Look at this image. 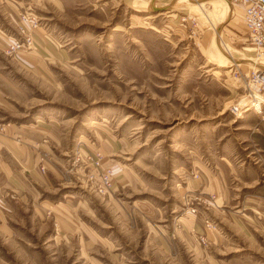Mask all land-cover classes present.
I'll return each instance as SVG.
<instances>
[{"label":"rangeland","instance_id":"rangeland-1","mask_svg":"<svg viewBox=\"0 0 264 264\" xmlns=\"http://www.w3.org/2000/svg\"><path fill=\"white\" fill-rule=\"evenodd\" d=\"M259 56L241 0H0V129L34 135L0 264H264Z\"/></svg>","mask_w":264,"mask_h":264},{"label":"crops","instance_id":"crops-1","mask_svg":"<svg viewBox=\"0 0 264 264\" xmlns=\"http://www.w3.org/2000/svg\"><path fill=\"white\" fill-rule=\"evenodd\" d=\"M6 98L7 91L0 82V110L6 105ZM33 137V130L23 124H6L0 129V191L4 189V195L11 191L13 196L28 198V190L33 192L32 181L28 180L33 168V151L29 145Z\"/></svg>","mask_w":264,"mask_h":264},{"label":"built area","instance_id":"built-area-1","mask_svg":"<svg viewBox=\"0 0 264 264\" xmlns=\"http://www.w3.org/2000/svg\"><path fill=\"white\" fill-rule=\"evenodd\" d=\"M244 4V22L248 31L249 41L259 55H264V0H241ZM13 46V45H12ZM259 56V57H260ZM244 100V101H243ZM248 104L260 109L264 107V68L258 66L246 74V88L243 99L233 106V113L240 105ZM111 172L104 171L101 175L102 189L104 191L111 185Z\"/></svg>","mask_w":264,"mask_h":264},{"label":"bare ground","instance_id":"bare-ground-1","mask_svg":"<svg viewBox=\"0 0 264 264\" xmlns=\"http://www.w3.org/2000/svg\"><path fill=\"white\" fill-rule=\"evenodd\" d=\"M260 61H264V55H261L256 61H255V63L253 64V65H257V66H261V67H263L264 68V66L263 65H260V64H258V62H260ZM232 65H240V64H237V63H233ZM256 66V67H257ZM257 109H260V107H259V104H257Z\"/></svg>","mask_w":264,"mask_h":264}]
</instances>
